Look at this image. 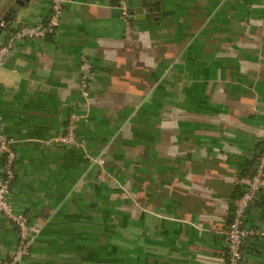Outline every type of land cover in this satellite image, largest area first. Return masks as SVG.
Segmentation results:
<instances>
[{
    "label": "crops",
    "instance_id": "crops-1",
    "mask_svg": "<svg viewBox=\"0 0 264 264\" xmlns=\"http://www.w3.org/2000/svg\"><path fill=\"white\" fill-rule=\"evenodd\" d=\"M156 1L159 16L126 35L117 0H66L56 32L18 41L0 69L10 200L40 229L29 264H228L224 233L261 145L264 0ZM49 3L28 0L0 44L44 21ZM72 111L83 149L54 142ZM246 226L244 264H264V190ZM16 237L0 214V263Z\"/></svg>",
    "mask_w": 264,
    "mask_h": 264
},
{
    "label": "built area",
    "instance_id": "built-area-1",
    "mask_svg": "<svg viewBox=\"0 0 264 264\" xmlns=\"http://www.w3.org/2000/svg\"><path fill=\"white\" fill-rule=\"evenodd\" d=\"M65 1L50 0L48 17L44 22L14 26L7 40L0 44V69L4 66L7 56L18 41L27 38L41 39L56 32ZM116 8L119 12V18L123 22V32L126 35L131 34L133 31V8H131L129 0H117ZM79 70L78 90L86 108H88L93 67L87 56L81 57ZM262 114L264 115V112ZM82 117L83 115L76 111L70 112L64 133L55 138L54 142L61 146L83 149L84 142L76 137V124ZM261 131V151L253 172L247 179L244 191L232 207L224 233L228 264H244L243 243L255 234L254 231L246 227V218L249 208L256 201L258 194L264 190V123L261 126ZM15 143L13 138L4 133L3 122L0 117V156L3 157L4 161L0 176V214L14 226L17 236L15 247L0 264H28L33 243L40 233L39 227L30 222L24 213L17 211L10 200L12 184L15 179ZM90 161L99 168L98 180L106 181L108 176L104 169V160L97 157L90 159Z\"/></svg>",
    "mask_w": 264,
    "mask_h": 264
},
{
    "label": "water",
    "instance_id": "water-1",
    "mask_svg": "<svg viewBox=\"0 0 264 264\" xmlns=\"http://www.w3.org/2000/svg\"><path fill=\"white\" fill-rule=\"evenodd\" d=\"M28 0H9L3 5V14L0 17V32L4 27L8 26L16 20V14L21 7L26 6ZM162 10V5L158 1L144 0L140 6L133 9V19L139 18H152L156 19L160 11Z\"/></svg>",
    "mask_w": 264,
    "mask_h": 264
},
{
    "label": "trees",
    "instance_id": "trees-1",
    "mask_svg": "<svg viewBox=\"0 0 264 264\" xmlns=\"http://www.w3.org/2000/svg\"><path fill=\"white\" fill-rule=\"evenodd\" d=\"M130 6H131V4H130ZM131 8H132V6H131ZM47 17H48V15H47ZM46 19H47V18H46ZM46 19H45L44 21H46ZM44 21H43V22H44ZM6 27H8V29H9V27H11V25L9 24V25L6 26ZM13 28H14V27H13ZM13 28L10 30V32L13 30ZM10 32H9V34H10ZM68 116H69V115H68ZM260 151H261V145H260ZM260 151H259V153H260ZM259 153H258V155H257V159H258ZM0 158L2 159V165H3V162H4V161H3V157L0 156ZM256 162H257V161H256ZM253 169H254V168H253ZM252 172H253V170H252ZM252 172H251V174H252ZM251 174H250V175H251ZM250 175H249V176H250ZM13 182H14V181H13ZM12 187H13V184H12ZM262 191H263V190H262ZM240 195H241V194H240ZM240 195H239V196H240ZM239 196L236 198V200L239 198ZM252 205H253V204H252ZM249 209H250V208H249ZM19 212H22V211H19ZM22 213H24V212H22ZM24 214L27 216V218L29 219V221L32 222L31 219L28 217V215H27L26 213H24ZM246 227H247V226H246ZM252 231H253V230H252ZM16 241H17V237H16ZM15 245H16V244H15ZM31 253H32V250H31ZM117 254H119V251L114 250V251H113V256H114V258L118 257ZM28 264H29V263H28Z\"/></svg>",
    "mask_w": 264,
    "mask_h": 264
}]
</instances>
